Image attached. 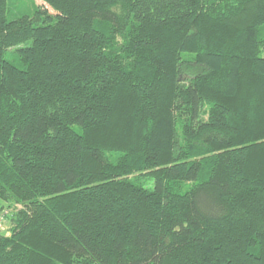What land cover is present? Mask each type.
I'll use <instances>...</instances> for the list:
<instances>
[{"label": "trees", "instance_id": "trees-1", "mask_svg": "<svg viewBox=\"0 0 264 264\" xmlns=\"http://www.w3.org/2000/svg\"><path fill=\"white\" fill-rule=\"evenodd\" d=\"M0 0V264H264V0Z\"/></svg>", "mask_w": 264, "mask_h": 264}, {"label": "rangeland", "instance_id": "rangeland-1", "mask_svg": "<svg viewBox=\"0 0 264 264\" xmlns=\"http://www.w3.org/2000/svg\"><path fill=\"white\" fill-rule=\"evenodd\" d=\"M35 4L37 5H43V7L48 8L49 12L50 8L42 1V0H34ZM13 3V9L16 10V15L22 14L20 12L21 5L25 10H23V13H29L33 10V7L30 9L32 4V0H12ZM13 213V208L9 206V204H5L0 202V232L1 233H7L8 232V226H9V216Z\"/></svg>", "mask_w": 264, "mask_h": 264}]
</instances>
